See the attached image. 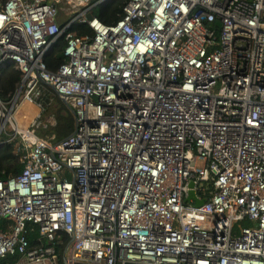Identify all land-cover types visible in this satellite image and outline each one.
I'll use <instances>...</instances> for the list:
<instances>
[{"label": "built area", "instance_id": "obj_1", "mask_svg": "<svg viewBox=\"0 0 264 264\" xmlns=\"http://www.w3.org/2000/svg\"><path fill=\"white\" fill-rule=\"evenodd\" d=\"M105 2L0 5V75H22L13 100L0 97V146L23 165L0 180L12 223L0 260L264 264V0H130L114 25L88 20ZM78 24L94 35H75ZM61 38L52 73L45 58ZM46 87L75 118L56 144L39 117L16 119L25 102L44 108Z\"/></svg>", "mask_w": 264, "mask_h": 264}, {"label": "trees", "instance_id": "obj_2", "mask_svg": "<svg viewBox=\"0 0 264 264\" xmlns=\"http://www.w3.org/2000/svg\"><path fill=\"white\" fill-rule=\"evenodd\" d=\"M8 0H0V5H4ZM130 0H111L106 4H102L93 10L94 17L99 19L106 25H114L122 20L124 16V8ZM77 36H93V30L85 24H78L72 29ZM67 43L64 38H61L54 48L47 54L45 63L50 72L55 73L65 62V49ZM22 82V75L19 71L9 68L4 70L0 75V97L5 103H10ZM72 118H75L72 114ZM73 132V131H72ZM72 134V133H71ZM71 134L61 136L58 141H63ZM58 142V143H59ZM23 165L20 163L18 156L16 155V149L14 144L4 143L0 146V180H6L10 176L18 175L21 173ZM12 223L8 220L0 218V229L8 230ZM29 232L27 238L31 246L37 245L38 239V227L28 224ZM65 241H69L66 235H63ZM18 261V255L8 256L0 260V264H16Z\"/></svg>", "mask_w": 264, "mask_h": 264}, {"label": "rangeland", "instance_id": "obj_3", "mask_svg": "<svg viewBox=\"0 0 264 264\" xmlns=\"http://www.w3.org/2000/svg\"><path fill=\"white\" fill-rule=\"evenodd\" d=\"M40 96H43L44 108L25 102L17 110L16 119L22 128H27L39 117L37 133L56 144L61 136L71 134L75 128L71 103L69 107L65 105L48 87L41 89Z\"/></svg>", "mask_w": 264, "mask_h": 264}, {"label": "water", "instance_id": "obj_4", "mask_svg": "<svg viewBox=\"0 0 264 264\" xmlns=\"http://www.w3.org/2000/svg\"><path fill=\"white\" fill-rule=\"evenodd\" d=\"M111 0H106V2L104 3V4H106V3H108V2H110ZM93 18H94V14H89L88 16H87V19L88 20H93ZM217 26L219 27V28H221V24L220 23H218L217 24ZM63 101V103L65 104V105H67L68 107H69V104H68V101L66 100V99H63L62 100ZM191 187H193V184H191ZM191 200H193L194 202H195V206L196 207H201V206H203L204 205V200H198L197 199V197L195 196V194L193 193V192H190L189 193V196L187 197V199H186V202L188 203V202H190Z\"/></svg>", "mask_w": 264, "mask_h": 264}, {"label": "crops", "instance_id": "obj_5", "mask_svg": "<svg viewBox=\"0 0 264 264\" xmlns=\"http://www.w3.org/2000/svg\"><path fill=\"white\" fill-rule=\"evenodd\" d=\"M39 135V134H38ZM40 136V135H39Z\"/></svg>", "mask_w": 264, "mask_h": 264}]
</instances>
